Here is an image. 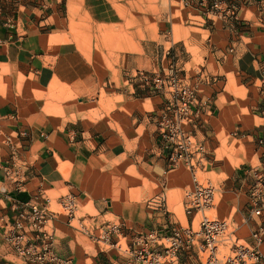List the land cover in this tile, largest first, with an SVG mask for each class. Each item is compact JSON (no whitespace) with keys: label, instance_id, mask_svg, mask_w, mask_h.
Here are the masks:
<instances>
[{"label":"crops","instance_id":"0c3cea01","mask_svg":"<svg viewBox=\"0 0 264 264\" xmlns=\"http://www.w3.org/2000/svg\"><path fill=\"white\" fill-rule=\"evenodd\" d=\"M230 1L235 15L220 19L203 17L198 0H181L189 27L207 33L204 40L200 33L194 36L202 62L188 68L192 57L180 68L174 65L179 81L197 90L198 118L183 129L204 146L206 154L171 167L155 124L168 114L171 88L165 86L159 95L141 98L129 87L119 90L111 84L118 68L113 71L99 59L111 55L93 47L90 52L80 48L70 30L72 22L113 24L108 2L0 0V77L13 90L14 99L3 122L5 131L16 135L20 153L16 164L24 170L15 179L18 189L0 171V239L28 204L52 208L59 196L71 194L77 202L75 215L59 213L45 225L53 252L69 258L71 264H139L126 245L139 233L155 230L166 236L172 228L184 227L171 207L180 204L184 211L180 195L194 188L193 176L199 170L214 176L222 204L236 212L235 234L254 244L252 233L264 226V214L256 216L249 210L254 180L244 171L264 176V153L257 146L264 107V19L242 17L243 8H252L250 1ZM123 56L128 58V52ZM162 72L172 73V66L167 64ZM231 81L246 91L244 96L234 95ZM104 88L117 107L111 118L102 119L96 94ZM88 116L95 119L93 124H86ZM222 152L230 154L234 163L241 162L232 165ZM129 170L158 192L147 196V189L135 202L124 196L123 183L135 184ZM157 196H164L161 206L150 203ZM170 196L179 198L171 204ZM195 215L186 226L193 224ZM107 216L120 222L111 236L119 247L100 240ZM26 237L36 243L41 240L34 232ZM258 247L264 256V237ZM201 258L193 247L180 252L175 264H199ZM0 264L37 263L0 244Z\"/></svg>","mask_w":264,"mask_h":264},{"label":"rangeland","instance_id":"374dc122","mask_svg":"<svg viewBox=\"0 0 264 264\" xmlns=\"http://www.w3.org/2000/svg\"><path fill=\"white\" fill-rule=\"evenodd\" d=\"M104 1L108 2L107 9L109 12L112 11L113 13V17H111L113 24L91 25L72 22L69 27L80 48H86L87 51L90 52L91 47H93V49H98L100 53L103 52L104 54L111 55L107 57L102 55L103 57H100L99 59L104 62L106 67L112 66L111 69L113 71L115 68H118V71L113 72L111 84L119 86V90L129 87L130 90H134V93L138 98L147 96L148 94L149 96L159 95L164 91V87L168 86L167 84L169 83V80H175L178 84H182L177 77L178 73L175 72L174 65L179 66L180 68L183 63L188 62L192 57H194V60L188 65V68L202 62V59L198 57L199 51L196 48L194 36L196 33H200L199 35H201V39L204 40L207 37V33L189 27L190 25L186 23L187 10L181 3V0ZM188 1L190 2L191 0ZM249 1L250 7L252 8H248V6L243 8L242 17L253 18L256 16L263 20L264 0H248V2ZM127 52L129 56L128 58L123 56L127 55ZM166 63L169 64V66H172V73L163 74L162 70L167 66ZM133 66L134 68H132ZM153 76L161 77L165 81V84L160 87L154 86L151 83L147 84L145 77ZM182 85L190 86L187 84ZM230 85L233 86V81H231ZM105 89L106 88H104L100 94H96L100 95L99 108L103 113L102 119L111 118V112L117 107L115 103L116 99L107 96L106 93L109 91L107 92ZM113 89L116 90V88ZM21 90L22 84L21 81H18L16 92L20 94ZM231 91L237 97L244 96L246 93L242 87L236 88L235 86L231 88ZM12 93L13 90L10 91L9 86L6 85L0 77V171L3 174V177L12 181L15 185L16 183H19V181H15V179L21 177L24 170H21L17 165L20 153L16 146V135H9V132L5 131V123L3 122L7 110L9 111V102L14 104ZM169 93L171 100V90ZM10 110L12 111V108H10ZM94 121L95 119L92 116H88L86 124H93ZM161 122L162 119L156 121V128H159ZM233 144L236 145V143ZM251 149H253V147ZM230 152V154H232L233 146H231ZM222 154L226 156L232 165H236L237 161L234 163L230 154L227 155L225 152H222ZM240 162L241 161L237 163ZM190 170L191 173H193L192 168H190ZM127 174L134 179L135 184L128 185L127 183H123L122 187L126 191L124 196H131L132 202L139 201L141 199L139 196H145L144 191L147 189L149 191L147 196H152L158 192V189L153 185L151 186L148 183L143 185L139 175L136 174V171L129 170ZM193 177L202 185L208 183L211 184L216 190L213 207L204 211V213L210 217H221L220 219L228 221L229 226L227 233L232 234L231 238L233 240L235 239V242L237 243L249 245L243 238L238 237L239 233L238 236L235 234L236 226H239V221H234L236 212H229L226 204H222V196L218 193V186L215 182L214 176L207 175L198 170ZM14 188L18 189L19 186L15 185ZM127 188L129 189L127 190ZM192 190L193 188L190 187L185 190L186 192L184 191L181 193L180 196L184 197L187 192ZM51 194L57 196L55 193L51 192ZM61 194L64 195V192H61ZM178 198L179 196H172L170 198L171 204H174ZM145 202V200L142 201V204L145 205ZM171 210L174 211L175 218L181 222L183 226H186L187 220L189 221V219L196 214L193 226L195 229L198 228V221L201 217V212L195 213V211H193L191 214H188L182 210L180 204H177L174 207L172 206ZM88 212L92 215L96 214L94 210H89ZM106 219L107 222L104 223L106 227L102 230L101 235L103 232L107 231L109 241L106 242L104 239H101V237L100 240L108 245L109 242H112L111 236L116 232L108 231L113 224L119 225L120 222H113L114 218L112 216H107ZM6 234L7 230H4L1 235L2 239H0V244H5L10 247L11 244L6 240ZM123 241L124 240H122V246L125 247ZM225 253H229L228 248H225Z\"/></svg>","mask_w":264,"mask_h":264},{"label":"built area","instance_id":"2783aa9c","mask_svg":"<svg viewBox=\"0 0 264 264\" xmlns=\"http://www.w3.org/2000/svg\"><path fill=\"white\" fill-rule=\"evenodd\" d=\"M198 7L205 18L215 16L222 19L235 15V7L230 0H198ZM145 81L157 87L165 84L159 76L145 77ZM171 81L167 84L172 94L168 114L162 118L158 132L165 144L168 164L174 167L192 156H199L201 159L206 151L202 144L192 140L183 129L184 125L198 118L201 105L198 103L197 90L195 87L178 84L175 80ZM260 117L257 146L264 153V107L260 110ZM21 135L24 137L26 133ZM244 175L252 176L254 180L249 196V210L252 214L261 216L264 214V176L252 170H245ZM195 182L193 190L184 196L183 205L188 214L193 211L201 212L198 228L195 229L193 224L174 227L166 236L155 230L139 233L126 245L125 250L139 264H175L178 263L180 252L192 250L193 247H197L201 253L199 264H264V256L258 247L264 237V226L252 233L253 245L235 242L231 238L232 234L227 233L228 221L204 213L213 207L214 187L209 183L202 185ZM151 202L161 206L164 196H157ZM27 207V210L18 214L6 234V240L14 251L29 263L71 264L69 258H61L53 252L45 225L59 213L73 217L77 209L75 197L71 194L59 196L52 208L38 203L28 204ZM118 229V225L113 224L108 232ZM27 232H34L41 239L40 242L30 241L26 237ZM101 237L106 242L109 241L107 231ZM108 244L119 247L117 243ZM225 248H228L229 253H225Z\"/></svg>","mask_w":264,"mask_h":264}]
</instances>
